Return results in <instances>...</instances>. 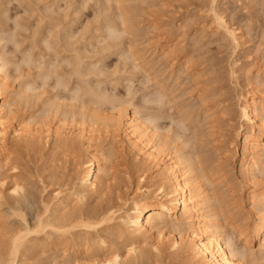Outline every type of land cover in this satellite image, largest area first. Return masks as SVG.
<instances>
[{
    "label": "bare ground",
    "instance_id": "6f19581e",
    "mask_svg": "<svg viewBox=\"0 0 264 264\" xmlns=\"http://www.w3.org/2000/svg\"><path fill=\"white\" fill-rule=\"evenodd\" d=\"M46 1L47 0H45V2ZM112 1L117 2V6H116L117 14H115L116 17H113L114 18L113 20H117V21H112V19L110 18H109V21H107L108 18H106L107 17L106 15L102 22L105 23V21H107L105 26L108 24L107 25L108 27L106 26V29H105L103 28L104 26L102 25V28L100 26L99 29L100 31H103V29L107 30V32L109 33V36H108L109 40L115 39L117 41V38L119 40L122 39V38L120 39V37H122L120 35L124 36V34H129V33L135 34L137 32L136 31L137 29L135 30L134 29L135 27L134 26L132 27V24L134 25L135 23V22L133 23L132 21H134V18H135L134 16L136 15V12L133 11L135 10L134 9L135 6L133 7V9L132 8L130 9L129 7V10L133 12L129 11L127 7L125 8L124 4L122 3V2H125L124 0L123 1L122 0H112ZM142 2L146 3V2H150V0L149 1L146 0L145 2L144 0H141V3ZM212 3H213V5H211L212 10L214 12L215 20L218 23L219 30L223 32L224 36L227 37L225 38L229 40L232 43L233 47H235V49L237 50V47H239L241 43L240 42L241 36L238 33L239 31L237 32L236 29L231 28L228 25V22L225 21L224 18L218 13V10L215 9L216 0H213ZM52 7L53 6H51V8ZM46 8L47 10L50 9L48 6ZM3 9L0 11L1 17L4 16V13L6 14L5 12L6 10L5 9L3 10ZM106 11H108V9ZM44 12L45 10L43 11V13ZM130 12L131 14H133L132 18H131ZM40 13L42 14V12ZM48 14H50V12ZM52 15L50 16L52 17ZM109 15L108 17H111ZM40 17H43V16L41 15ZM55 19L57 18H54V20ZM56 21L58 22V19L55 20L54 22L56 23ZM40 22H43V21H40ZM55 23L52 25H56L55 27H57V24ZM58 23H60L58 24V26H60L61 21ZM118 26H120L121 29H118L117 28ZM57 28L58 30L59 28L61 29V27H57ZM68 28L69 26L68 27L65 26L64 29L67 30ZM36 30L35 32H38V30L37 31ZM56 30L53 33L55 34V36L51 34V36L53 35L52 37L56 38L55 42H53V40L52 42H50L51 39H48L47 37H45L49 41L47 39L42 38L41 44L43 42L42 45L45 46V49H48V50L54 49L57 55L62 54V52L66 53V55L64 56L63 62H65V64H68L69 67L70 66L72 67L71 69L72 73L70 71V76L68 77H71L70 79L74 78L77 81L76 82L73 80L76 83L75 86L74 84L70 86L74 82L70 83L71 80H69L68 78L67 80L66 79L67 76L65 77V75L63 76V74L61 73H56L55 71L53 72V70L57 66L55 65L54 69L52 68V66L55 64L53 61L52 62L54 64H52L51 62V66H50L49 64L50 62H49L47 63V66L44 67V65L46 64L45 62H43V60H40L41 58L40 59L37 58V60L33 58L34 56H32L31 54H34L33 49L35 50V47L32 49L33 53H31L29 49L31 56L26 55L23 59L21 58L23 63L21 64L18 63L16 59H15L16 60L15 62L13 59V54L5 50L6 49L5 43L7 42L6 40H8V38L10 39L12 35L10 37L6 36L7 31H5V29L0 28V185L4 186L7 183V177L5 174H3V172H1V170L5 169V167L8 166L7 164L9 163V161L11 163L10 159H12L10 156L11 154L6 152L8 148V140H9L8 137L10 135H12V140L17 145H20V144L22 145V143L24 142L25 144L27 143L29 144V140H31L30 143H33L34 141L35 143L34 145L38 144L37 146L39 145L43 146V144H45L46 142V138L48 137V135L52 134L53 139H54V149H66L67 150V149H72L77 144L78 145L84 144L85 146L89 147L90 150H87V152L89 151L87 153V160L83 162V165H84L83 170L77 176V182H76L77 188L72 192V195L70 197L69 196L60 197V194H58L59 196H57L56 198L57 202L55 203L47 202L46 211L48 213H54V216L53 217L48 216L46 218H43V217L39 218L38 227L32 228V227L26 226V227H23V229L17 230V232L13 233L10 236V240L8 241L10 243L9 244L10 250L8 249L9 250L8 255L6 254L8 257L5 255L6 257L3 258L4 255H2L0 257V264H19L20 261L22 262L21 260L22 256L23 258H25L24 256L27 255V253L30 254L31 249L34 246L33 244V246L29 247L30 241L32 239L35 240V237L32 238L30 236L33 233L40 234L42 232L49 236L57 235L59 237L60 244H62V247H63V244L66 245V247L71 244L73 246L75 245V247H76V244H78L79 246V243H77V241L79 240L80 241L83 240L82 241L83 244L87 243V245L88 243H92L93 246L86 245V250L84 253L85 255H88L90 250L93 249L92 247H94L95 245L96 246L101 245V247H98V246L97 247L99 249L101 248L102 250L106 251L102 259L98 260L99 257L96 256L98 254L94 253V251L96 252L97 250L92 251V253H94L95 256H93V254L89 255V258L95 260L96 264H133L132 262L133 258H135V262H136L138 260L137 258L145 257V254H147L145 245L150 244L152 238L154 237L157 238L158 240L157 241L158 243L156 246L158 251L164 252L167 250H172L170 253L171 255H173L175 259L179 260L180 258L181 259L189 258L193 261V264H256V259H255L256 254H260L261 256L264 257V192L260 193L259 189H257V186H254V188L250 190L248 195L250 196V199L252 200L251 205L253 207L252 206L251 207L254 210V212L252 211L253 217L248 222L246 227L240 228V229L236 228L237 230L235 231V228H234L235 226L231 224L230 219H229L230 218L228 215L229 209L227 206V203L229 201L228 196L230 197L232 194H234L233 192H235V190L231 187V182L228 176L229 171H227L226 169L228 168L226 166H229L228 165L229 161L232 159V157H230L229 155L227 156V153L228 154L231 153L230 155L234 156V153L237 150L239 141L242 140L243 155L241 158V170H242L243 175L249 181L254 177L255 172L259 171L260 169L263 170L264 172V94L259 96L258 92L254 89L251 90V92L249 93L239 90V94H237L238 95L237 99L239 102L238 103L240 107L239 111H240V117H241L242 122L238 124L233 123V117H232L233 114H231L232 113L231 109H229L227 106H225V108L223 107V109H220L222 107L220 106L221 105L220 103L223 104V102H225L224 101L225 96H223L224 94L219 93L220 95L218 94V96L220 97H217V98H216L217 94L216 93H215L216 95L214 94L215 101L220 100L221 97L222 98L224 97V100L218 101V103L216 102L214 103V105L210 104V103H213L214 101L210 102L209 104L208 102H206V99L207 98L209 99L213 95V92H211L212 95L210 97L205 96L206 97L205 100L204 98H202V101L200 100V97L198 96L204 93H200L198 96H196L197 97L195 98L196 101L197 99H199L197 103L203 102V103L208 104L206 105L207 107L205 110L206 113H210L212 110H214L215 112L216 111L215 107L218 106V104H220L219 109L221 111L219 112L218 110V112L219 114L220 113L222 114L221 116H219V114H216V112L214 114L210 113L211 115L207 114V118L209 119L207 121L209 122L207 121L206 122L210 124V126H208L210 139L206 142L207 143L206 144L205 140L201 139V136L204 135L203 132L206 129L203 132H198V129L201 128V121L199 125L198 123L199 121L196 118L194 119L193 117L194 120L198 121V122L196 121L192 122L193 124L198 123L197 126L191 123L195 128L191 127V124L189 122L192 119L193 113H195L198 110L194 106L197 103L192 105L194 106L193 108L196 109V111L193 108L192 109L189 108L191 105L188 104V101H185V102L190 106H188L187 104L186 105L182 104V106H180L181 105L180 104L179 106H177L179 109L178 111H176V109L173 110V111H176L174 112V114H176L177 112H181L180 114H178L180 117L175 116V118H178V117L179 118L173 119V116H172L173 114L172 113H171L172 115L170 114V110L172 108L174 109L173 105L175 103L174 102L172 103L171 99L169 98H171L172 93H173L172 91L174 90H171V91H169V89L166 90V87L165 89H162L163 85L162 84L160 85L159 83L161 81H159L158 83L155 82V80L159 77L160 72L159 73L154 72L155 71L154 69L153 72L158 73V77H156L157 76L156 74H155L156 76L153 75L152 69L156 66L155 65L156 63L153 62L154 60H151L152 63L154 64V65L152 64L151 67H150L151 64L149 65L148 63L150 61H145V62H147L146 67L149 66L148 68H151L149 70H151L150 73L152 72V74L150 75L149 72H148L149 74L147 73L148 75L147 77H149V79L147 80H148V83L150 81L155 82L156 84V87L154 90L155 94L153 90L150 89L151 87L154 88L153 87L154 84H153L151 87L149 86L150 87L149 89L154 94V97L153 99L149 97V95L151 96L153 95L152 93L151 94L149 93L148 97L143 95L144 97L143 105H142L143 107L141 108H144L145 104L148 105L150 102V104L152 103L151 105L153 106L155 105L154 107L151 105L150 106L155 108L156 112L153 113V111H155L154 109L151 112L152 114L149 113L150 111L148 112V114H150L148 115V117H143V115L141 114L145 112L146 110L143 111L141 109H138V106H136L135 102L132 103L130 100L127 101L122 98L121 100L119 99L118 101L117 99H115V97L114 99H112L113 96L111 97L109 95H106L108 96L107 98L103 94V92L105 91L107 92V89L106 90L104 89L102 94L100 92L102 91L101 87L102 89L104 88L103 86H100V91L97 90L99 89L98 87H96L97 89H95V86L93 87L92 82L90 81V79H88L90 78V75L94 70L93 71L91 70L92 72L90 71L91 63L87 62V57H86L87 55H85L86 48L84 49V51L81 45L79 48H76L77 46H75L76 45L75 42L77 41L75 40L72 41V38H69V40L67 39L68 37H72V36L67 35V32H65L66 34L60 33L63 31V28L61 31L59 30L57 34L55 33L57 32ZM84 31H87V30L84 29ZM51 32H53V30ZM36 35L37 34H35V36ZM100 35H103V34H100ZM44 36L41 35V37H44ZM84 36H82V41H83ZM86 37L87 35L85 36L84 39H86ZM97 37L101 39L102 36L99 37L97 35ZM38 38L40 40V37ZM38 38H37V41L39 42ZM55 38H52V39H55ZM104 38L105 40L103 42H107L108 41L107 36ZM12 39L15 40L16 38H12ZM100 39H97L98 42ZM8 41H11V40H8ZM19 42L15 41L14 45L18 47L20 44ZM167 42L169 41L163 40L160 42L159 40V42H157L158 44H154V46L153 47L151 46V48L154 50L153 55L161 51V53L165 54V56H162L163 59L165 58L167 62H169V60H171L172 62L173 56L175 57L177 54L176 53L177 50L174 49L175 50L174 51L173 50L174 47L172 48V45L170 44V42L169 43ZM33 43L35 44L34 40H33ZM72 43H75V45H73ZM110 43L108 44V46H105V48L104 46H102L103 51L100 48V50L102 51L100 52L102 54L104 53L105 50H107V48L110 49L111 46L113 47V45ZM36 45H40V42L39 44H36ZM109 45L111 46L109 47ZM114 45H117L116 42ZM135 45H136L135 47L131 46V48L128 49V52L130 53V54L128 53L130 55L129 58L132 60L134 67H137V68L140 67V69L141 68L144 69L145 62L143 64V58L144 56L146 58V55L144 54L147 52V50L144 53L142 49L137 48L138 46L137 44ZM21 46H22V43L19 47ZM140 47H143V46H140ZM160 48L162 49L160 50ZM52 51L53 50H51L50 52ZM69 52H71L72 54L74 53V56L68 55ZM40 54L42 53L40 52ZM131 60L129 61V64H132L130 63ZM175 61L173 60L174 63H172V65H175V63L177 62ZM167 62H164V63H167ZM186 62L187 63L185 65H188L189 60H187ZM24 64L25 66H28V68H30L29 69L30 71H31L30 66H32V68L38 67L39 68V71L37 73L39 75L38 78L39 77L42 78L45 84L46 82L47 84L50 83L49 79H52L51 78L52 72L53 74L56 73L55 74L56 76L55 87L57 85L61 89V91L64 90L65 93L66 91H69V93H71L70 97H71V101L73 105H75L74 102L75 103L77 102V105L75 106L78 107V103H79L78 108L73 106L72 108L74 110H72L71 108V110L68 109L67 111V109H65V111H63L64 110V109L62 110L63 104L60 103V101L59 102L56 100L50 101L51 100L50 99L45 102V105L47 108L46 109L44 108L43 111L41 110L43 114L42 113L37 114L38 118L40 117L41 114L43 115V116L41 115V118H40L41 120L37 119V122L38 120H40L44 126H46V122L47 123L49 122L50 125L51 123H54L55 127L53 126L54 127L53 131L52 129H45V128L44 130L43 129L44 126L43 127H33V126L30 127V124L27 123L29 122L28 121L29 118L27 117H26L27 120L26 119L25 121L17 120L18 123L13 125V123H15L14 120H16V116H17L16 114L17 106L16 105H19L21 102L29 101L30 94H33V92L36 90L35 88L36 86H34L33 85L34 83H32L31 81L29 82L28 81L27 82L17 81L19 77L22 75V73L20 72V69L22 65ZM33 64L34 65L36 64V65L33 67ZM25 66L22 69H24ZM169 66L171 69L172 66L171 65ZM96 67H99V64ZM188 67L189 65L185 69L187 70ZM92 68L93 67H91V69ZM100 69H97V72H99L98 70ZM97 72L96 71L94 72L96 73L95 75L101 74V71L99 73ZM152 75L155 76L156 78L155 79L153 78V80H150V76L152 77ZM98 77L99 76L97 75V78ZM192 77H195V76H192ZM218 78L217 80L220 79L222 81V77L219 79ZM194 79L196 80V77ZM220 80H219V84H222L223 82L220 83ZM213 82H215L214 84H217L216 81H213ZM16 83H18L19 86H17ZM164 83L163 84L166 85L165 80H164ZM143 84L145 83L143 82ZM192 89H194V87ZM167 91L170 92V96H169V92ZM189 91L191 92L190 89ZM62 93L64 94V92ZM128 93L130 95V93L132 94V91ZM145 97L147 99H152V100L150 101L148 100L149 101L148 102L147 99H145ZM66 98H69V96ZM177 100H173V101L176 102ZM183 100H181L182 103H184ZM113 102H115L116 105H114ZM117 102H119V104H117ZM88 103L93 106L100 107V108H102L104 105L106 106V104L107 105L110 104V106L112 107V110H114L113 112L115 113L113 114V116H111L112 118L110 117L109 120H106L103 122V125H104L103 128L96 129V127L98 128V124H96L97 119H98L96 113L93 112V114L89 116L88 118L86 114V109L88 108L86 106L88 105ZM168 106L170 108L169 110H166ZM162 107L165 109H163ZM145 109L147 108L145 107ZM148 110L150 109L148 108ZM161 110L162 111L166 110L165 111L166 113H168L167 111H169L168 115L162 116L164 111L162 112ZM159 111L162 112V114ZM199 111L201 112L204 110H199ZM200 112L198 114H200ZM202 114L198 115L199 119L200 117L202 118L201 116ZM48 116H50L52 120L50 118H47ZM166 116L168 117L171 116L170 117L171 125L170 127H168L169 125L168 126L166 125L167 130L164 129L165 126L160 125L163 122L162 118L163 120H166L167 118ZM198 116L196 117L198 118ZM42 117H45V118L42 119ZM49 119L51 122L49 121ZM88 120L93 121V123L89 124ZM187 121H188V124H187ZM39 122L37 123L38 125L41 124ZM204 123L205 122H203V124ZM172 124L176 126L174 133H170L174 130V128L171 127ZM189 124L192 129H190V127L188 126ZM111 125H113V127H116L117 125L118 129L122 130L123 143L125 144V147L129 150V152H131L134 155V161H135L134 164L138 166V167L137 166L135 167L134 165V168L137 169L140 167L142 168L144 166L146 169L144 170L145 172L140 174L139 183L143 182L144 180H149V183L138 188V190H136V193L138 191L139 192L137 193L136 196L126 198L125 200L121 202L123 205L122 206L123 212H121V214L118 216H117V212L119 211V208L117 209L116 207L115 209L114 206L116 205H113V202H112L114 201L113 198H110L111 200L108 206L104 205L106 206V208L101 205V207L95 210L92 209V211L91 210L83 211L80 208L74 207L73 209L75 210H71L69 212L66 210V208L67 206H70L69 201L72 202V200L74 199V197L72 198V196H76L78 200L82 202L88 196V194H90V192L92 191L104 192L105 190L106 191L108 190L112 192L114 189L120 190L121 188L120 182H113V181H116L118 176H115V177L113 176V178H110L111 172H109L107 164L105 165L104 161L102 164V159L104 158V155L101 152L102 151L101 147L100 148L98 147L100 146L99 145L100 143L101 145H103L102 135L104 134V137L106 135L107 136L106 140H108L107 138L111 135V134L109 135V133H112L111 131L115 129V128L112 129ZM68 126H70L69 130H68ZM197 127H200V128H197ZM169 128L171 129V131ZM204 128H207V127H204ZM109 129L110 130L112 129V130L110 131ZM96 131L100 133H97ZM188 131H191V132L193 131L191 133V136H189ZM206 133L208 134V131ZM186 134L188 135L184 136ZM44 139H45V142L43 141ZM95 141H98L99 144ZM93 142L97 143V145L95 144L94 146H92ZM103 143H105V141ZM224 143H226V146H224L225 145ZM208 144H213V147L211 148L213 149L212 150L213 152H210L211 154L207 153L208 150L206 151L205 149V147ZM227 146L228 148H226ZM228 157L230 158V160H228ZM106 161L107 160H105V162ZM137 170H135V172H137ZM146 171L150 172L151 174L148 176ZM131 177L132 176H130L129 174L127 179L130 180L132 179ZM21 183L22 182H19V180H15L11 187L12 191L15 193H18L22 190L26 191V189L23 187ZM119 192L117 193V196H116V203L118 202L117 204H119L120 200H122L123 191L120 193ZM106 221L107 223H110V222L112 223L113 221H115L113 222V224L110 223L111 225L109 227L105 228V229L108 228V230H110V232L112 233L111 235L112 237L114 236L118 239L124 238L126 240V245L124 246L126 252L124 254L122 250L119 248V246L118 248H116L113 245L114 243H112L111 245L113 246L112 248L109 245L108 241H106V238L104 236H103L104 238L102 236H100V238L99 236L96 237L98 238L97 240L94 239L95 236L93 237V239H91L88 236L89 234H91L90 233L91 231L88 232L87 230H91V229L96 230L97 228H99L98 227L99 224L101 225V223L103 222L106 223ZM78 228H81L82 230L81 234L83 233L80 236V239L77 240L75 238V241H76V243L74 241L75 244L74 243L68 244V242H73L72 240L74 239L73 238L74 232ZM165 233H166V236H165ZM57 236H56L57 238L56 241L58 240ZM70 237H72L73 239L70 240ZM108 240L111 241L110 239ZM256 243L258 244V249L254 250V245ZM60 244H58L57 246H60ZM89 246H92L91 249H89ZM34 247H33V250H34ZM29 248H30V251H29ZM94 249H97V248L95 247ZM65 253L66 251L64 250V254ZM72 254L73 253H70L69 254L70 256L69 255L68 256L71 257ZM65 257H64V260H66ZM61 259H63V257H61ZM71 260L66 261V262H63L62 260V263L60 262V264H73V263L75 264V261L77 262V260H75L72 263ZM57 262L59 261H56V264H59Z\"/></svg>",
    "mask_w": 264,
    "mask_h": 264
},
{
    "label": "rangeland",
    "instance_id": "374dc122",
    "mask_svg": "<svg viewBox=\"0 0 264 264\" xmlns=\"http://www.w3.org/2000/svg\"><path fill=\"white\" fill-rule=\"evenodd\" d=\"M124 1L125 2H122V3L124 4L125 8L126 7L128 8V10H129V7L130 9L131 8L133 9V7L135 6L134 7L135 10L133 11L136 12V15L134 16L135 18H134V21L132 22L133 23L135 22L136 24L135 23L134 25L132 24V27L134 26L135 27L134 29L135 30L137 29L136 30L137 32L135 34H132V33L124 34V36L120 35L122 36L120 37V39L121 38L122 39L119 40L117 38V41H116L115 39L113 40L112 38H111L112 40H109V37H108L109 33L107 32V30L103 29V31H100L99 29L100 26L102 28V25L104 26L103 28L106 29V26L108 24L106 26L105 24L107 23V21H109V18L112 19V21H117V20H113L114 19L113 17H116L115 14H117V9H116L117 2L116 1H112V0H89V1L88 0H47L45 2V0H39V1L37 0H25V1L24 0H20V1L19 0L18 1L17 0H1L0 1V11L4 8L6 10L5 11L6 14L4 13L5 17L2 16L3 18L0 15L1 17L0 22L2 21L0 23V26H1L0 28L5 29V31H7L6 36L10 37L11 35L12 36L14 35L13 37L12 36L11 37L16 38L14 40L10 37V39L8 38V40H11V41H8V40H6L7 42L5 41L6 42L5 50L9 51V53H12L14 61L16 62L17 60V62L20 64L23 63L22 59L26 55H30L33 52L34 54H31L32 56H34L33 58H35L36 60L37 58L38 59L41 58L40 60H43V62H45L46 65H44V67H46L47 63L49 62L51 66V62L53 61L55 64L52 62V64H54L52 68L54 69V66L57 65L55 68L56 70L55 69L53 70L50 67L53 70V72L55 71L56 73L63 74V76L65 75V77L67 76L66 79L68 78L69 80H71L70 83H72L76 81L74 78L70 79L71 77H68L70 76V71L72 73V70H71L72 67L71 66L69 67L68 64H65V62H63L64 56L66 55V53L62 52V54H59L61 56H59L56 54V51H54V49H51L53 51L50 52L51 50L45 49V46L42 45L43 42L41 44L42 38L44 39L48 38V39H51L50 42H52V40L53 42H55L56 38L52 37L53 35L55 36V34L53 33L57 27H61V29L59 28L60 31L63 28V31L60 32L61 34H64L65 32H67V35L72 36V37H68L67 38L68 40L69 38H72V41L74 40L77 41L75 42L76 45L75 43H72L73 45L77 46L76 48H79L80 45L81 47H83L82 48L83 51L86 48L85 55H87L86 56L87 62L92 64V65L90 64V71L94 70L93 72L91 71L92 77L89 74L90 78L88 79H90V81L92 82L93 87L95 86V89H97L96 87L99 88L97 89L98 91H100V86L104 87L103 89L101 87V90H102L100 91L101 94L104 91V89L105 90L107 89V92L106 91L103 92L105 97L108 98V96L106 95H109L111 97L113 96L112 99H114L115 97V99H117L118 101L119 99L121 100L122 98L127 101L130 100L132 103L135 102L136 106H138V109H141L143 111L146 110L145 112L142 111L143 113L140 112L142 113L141 115H143V117H148V115H150L148 114V112L150 111L149 113H151L155 109L153 108L155 105L153 106L151 105L152 103L150 104L149 102L150 100L153 99L154 94H155L154 92L155 87H156L155 82L158 83L159 81H161L162 83L159 82L160 85L162 84L164 86V87L162 86V89H165L166 87V90L168 89L169 91L174 90L172 91L173 93H172L171 98H169L171 99L172 103L173 102L175 103L173 105L174 109L172 108L171 109L172 111L170 110V114L171 113L173 114V115L171 114L173 116V119H178L180 117L178 114H180L181 112H177L176 113L177 115L174 114V112L179 110L177 106H179L180 104H181L180 106H182V104L186 105L187 103L185 101H188V104L192 106L199 101V99H197L196 101L195 98H197L196 96H198L200 93H204L198 96L200 97V100L202 101V98H204L205 100V98L207 96L210 97L212 95L211 92H213V95H212L213 97L211 96L210 97L211 99L210 98L206 99V102H208V104L214 101L213 103H210L214 105V103L216 102L218 103V101L224 100V97L223 98L221 97L220 100L215 101L214 97L216 94H217L216 98L220 97L218 96L219 93L224 94L223 95L225 96L224 101L228 103L227 104L223 102V104L225 103L226 105L225 104L223 105L222 103H220L221 105L218 104V106L215 107L216 114H219V112L221 111L220 109H223V107L225 108V106H227L232 111L231 114H233L232 116L233 123L235 124L241 123L242 121H241L240 111H239L240 107H239V104H238L239 102L237 99L238 97L237 94H239V90L249 93L251 92V90L254 89L258 92L259 96L264 94V0H216L215 9L218 10V13L224 18L225 21L228 22V25L231 28L236 29L237 32L239 31L238 33L241 36L240 38L241 43L239 47H237V50L235 49V47H233L232 43L226 39L227 37L224 36L223 32L219 30V26L215 20L214 12L211 6L213 5L212 3L213 0H150V2H146V3H143V2L141 3V0L140 1L139 0H124ZM145 1L146 0H144V2ZM45 6L46 7L48 6L52 12L50 11V9H48L49 10L48 11ZM51 6L53 7L51 8ZM43 9L45 10L44 13L46 15L43 13L44 11ZM107 9L108 11H106ZM40 12H42V14ZM49 12L50 14H48ZM131 12H130V15L132 18L133 14H131ZM41 15L43 17H40ZM50 15H52V17ZM106 15H107L106 18H108V20L105 21L104 23L102 21L104 20V17ZM108 15L111 17H108ZM54 18H57L58 22L61 21V25L63 24L64 26L63 25H62L63 27L61 25L58 26V24L60 23H58L57 21L55 23L54 21L57 19L54 20ZM40 21H43V22H40ZM16 23H18L20 26ZM54 23L57 24V27H55L56 25H52ZM14 24H16L17 26ZM65 26L66 27L69 26L68 28L69 30L67 29L68 31L64 29ZM22 27L23 29L24 28L26 29L23 30ZM117 28L121 29L120 26H118ZM36 29L38 30V32H35ZM84 29L87 31H84ZM50 30L51 31L53 30V32H51ZM59 30L57 28L56 30L57 32L55 33L57 34ZM34 32L35 34H37L36 36ZM51 34L53 35L51 36ZM100 34H103L104 36ZM41 35L42 36L45 35V36L41 37ZM84 35L85 36L87 35L86 39H84L85 38ZM97 35L99 37L102 36L101 39L98 38ZM105 35L108 38L107 42L110 41L111 43L110 42L109 43L113 45V47L109 45V47L110 46L111 47L110 49L107 48V50H105L104 48L105 46H108L109 43L103 42L105 40L104 37H106ZM82 36H84L83 41H82ZM38 37H40V40ZM37 38L40 42V45H36V44H39V42L37 41ZM52 38H55V39H52ZM97 39H100L99 42ZM33 40L35 44L33 43ZM159 40L160 42L163 40L169 41L170 44L172 45V48L174 47L173 50L174 49L177 50L176 51L177 54L175 53L176 56L175 57L173 56V59L171 57L172 62L171 60L167 62L165 58L163 59L162 56H165V54L161 53V51L153 55L154 50L151 48V46L153 47L154 44H158L157 42H159ZM15 41H18V42L20 41L19 46L21 45V43H22V46L17 47L16 45H14ZM113 42L114 44L116 42L117 45H114ZM135 44H137L138 45L137 48L142 49L144 53L147 50V52L144 54L146 55V58L144 56L143 64L145 61H150L148 63L149 65L151 64L150 65L151 67L153 64L151 60H154L153 62L156 63L155 64L156 66L155 67L153 66L154 68L152 69V72L154 69H155L154 72H158V73L160 72L159 73L160 79L158 77V73L153 72V75L156 74L157 76L156 75L155 76L158 77L156 79L157 81L156 80L155 82L150 81V80H153V78L154 79L156 78L155 76L152 75V77L150 76V80H149L150 82L148 83L147 79H149V77H147L148 76L147 73L148 72L150 73L151 70L149 69L151 68H148L149 66L146 67L147 62H145L144 64L145 65L144 67L146 68L147 72L145 68L140 69V67L139 68L134 67L132 60L129 58L130 53L128 52V49L131 48V46L135 47L136 46ZM102 46H104L103 49L105 50L103 54L101 53L103 51ZM140 46H143V47H140ZM34 47H35V50L33 49ZM100 48L102 51L100 50ZM32 49H33V52H32ZM161 49L162 48H160V50ZM40 52L42 54H40ZM36 55H38L39 57ZM68 55L74 56V53L72 54L71 52H69ZM130 60H131L130 63L132 64H129ZM173 60L177 61V62L175 61L176 62L175 65H172V63H174ZM187 60H189L188 62L189 67L186 70L185 68L188 66V65H185L187 63L186 62ZM164 62H167V63H164ZM97 63L99 64V67H96L98 65ZM35 65L33 64V67ZM169 65L172 66L171 69ZM24 66L25 64L22 65V67L20 66L21 67L20 72L22 73L23 76L21 75L22 76V77L20 76L21 79L19 77L17 81L19 82L31 81L32 83H34L33 85L36 86L35 87L36 92L34 91L33 94H30V100L28 99L29 101L21 102L19 105H16L17 106L16 108L17 116H16V120H14L15 123H13V125L18 123L19 120L25 121V119L27 120V118L30 119L32 117L30 120L28 119L29 122H27L30 124V127L31 126L43 127L44 125L41 123L40 118H41V115L43 114L42 111L44 110V108L45 109L47 108L45 105V102L50 99H51L50 101H53V100H56L58 102L60 101V103L63 104V106L61 104L62 110L64 109L63 111H65V109H67V111L68 109L71 110L73 106L77 105V102L75 103L74 101L73 102L75 105H73L71 101V97H70L71 93H69V91H66L65 93V91L64 90L61 91V89L57 85L55 87V82H56L55 74L56 73L53 74L52 72L53 75L50 73L52 79H49L50 83L47 84L46 82L47 84L46 85L43 82L42 78L40 77L38 78L39 76L37 74L39 71L38 67L32 68V66H30L31 67V71H30L29 70L30 68H28V66H25V68L22 69ZM91 67H93L94 69L93 68L91 69ZM182 67L184 70L182 69ZM97 69H100L98 70L99 72L101 71V74H97L99 76L98 78H97V75H95L96 73H94L95 71L97 72ZM152 72L150 73V75L152 74ZM192 76H195L197 81L194 79L195 77H192ZM218 76L219 78L222 77V81L218 78ZM216 77L220 80V83L222 82L223 83L219 84V80H217ZM101 78L102 80L103 79L104 80L102 81ZM96 79L97 81L98 80L99 81L97 82ZM164 80L166 82V85H164L165 84ZM213 81H216L217 84H214L215 82ZM99 82L102 84H100ZM143 82L145 84H143ZM16 84L17 86H19L18 83ZM73 84L75 86L76 83L74 82L70 86H72ZM152 85L154 88L151 87ZM193 87L194 89H192ZM195 87L197 88V90ZM149 88L153 90L154 94ZM189 89L191 90V92L189 91ZM130 90L132 91V94L130 93L129 95L128 92H131ZM62 92H64V94ZM149 93L150 94L152 93L153 95L151 96L149 95ZM143 95L146 97H148L149 95V97L152 99H147L145 97L147 101L149 100L148 101L149 104L147 103L149 106L145 104L144 108H141L143 107L142 106L143 99H144ZM65 96L66 97L69 96V98H66ZM169 96H170V92H169ZM180 96H182L183 98ZM173 100H177L179 104L177 101L176 103ZM181 100H183L184 103H182ZM115 102H113L114 105H116ZM202 103H197L196 104L197 106L194 105L198 109L197 110L198 112L196 111V109L193 108L194 106L191 107L190 105L187 104L188 106H190L189 108L191 109L193 108L196 111L195 113H193L192 119L190 118L191 121L189 120L188 121L191 124L192 122L196 121L194 120L196 118L199 121V122L196 121L199 123V125L201 121V128L203 130L200 127H197V128H200L198 129V132H203L206 129L203 132L204 133L203 136L205 137L201 136V139L205 140V143H206L210 139L209 127H208L210 126V124L207 123L209 122L207 121L209 120L207 118V114L211 115L210 113L214 114L215 112L214 110H212L210 113H206L205 111L207 108L206 105L208 104L203 103L205 104L203 105ZM117 104H119V102H117ZM150 105L153 107H151ZM219 105L222 106L220 109H219L220 107ZM78 107H79V103H78ZM86 107H88L86 109V114L88 118L89 116L93 114V112L96 113L97 115L98 119H97L96 124H98V128L96 127V129L103 128L104 127L103 122L106 120H109L110 117L113 116V114L115 113L113 112L114 110H112V107L110 106V104L108 105L106 104V106L104 105L102 108H100V107L93 106L88 103ZM145 107L147 109H145ZM148 108L150 110H148ZM169 108L170 107L168 106L166 110H169ZM175 109L176 111H173ZM72 110L74 109L72 108ZM199 110H204V111H201L204 114H202ZM154 112H156V109L155 111H153V113ZM162 112L160 113L162 114ZM164 112L162 116L168 115L169 113V111H167L168 113L165 112V114ZM199 112L200 114H202L201 115L202 118L200 117V119L198 116L200 115L198 114ZM39 113H42V114L38 118L37 114ZM195 115L198 116V118ZM221 115L222 114L220 113L219 116ZM175 116L176 117L179 116V117L175 118ZM166 117H167L166 120H163L162 118V121L163 122L165 121V122L164 123L162 122V124H160L161 126H165L164 129H166V125L167 126L169 125L168 127H170L171 125L170 124L171 116L169 117L166 116ZM44 118L45 117H42V119ZM47 118L51 119L50 116H48ZM37 119H40L38 120V122L40 121L39 123L41 124L39 125L37 124L38 123ZM33 120L34 121L36 120L35 122L37 123H35ZM188 121H187V124H188ZM30 122L33 124H31ZM203 122H205L206 124L205 123L203 124ZM88 123L92 124L93 121L88 120ZM52 124L54 123H51L50 125L49 122L48 123L46 122V126H44L43 129L44 128L52 129L53 131L55 124L54 125ZM190 124L188 125L189 127H190ZM192 124H191V127H194L193 125L197 126L196 123L193 125ZM111 126L110 127L112 129L113 128L115 129L114 130L111 129L112 131L109 129L112 132V133H109V135L110 134L111 135L107 138L109 141L106 140L107 136L105 135L104 137V134H103L102 135L103 145H101V143L99 144L98 141H95V142H97L100 145L98 147L99 148L101 147V150H102L101 152L104 155V158H106V159L104 158L102 159V164H103V161L105 165L107 164L109 172H111L110 178H113V176L114 177L118 176L116 181H113V182H120V187H121L120 190L114 189L112 192L108 190L107 191L105 190L104 192L92 191L90 192V194H88V196L82 202H80L76 196H72V198L74 197V199L73 200L71 199L72 202L69 201L70 206H67L66 208L67 211L70 212L71 210H75L73 209L74 207L80 208L83 211H87V210L92 211V209L95 210L101 207V205L108 206L110 204V200H111L110 198H113L114 201L112 202H113V205H116L114 206L115 209L116 207L117 209L119 208V211L117 212V216H118L121 214V212H123L122 210L123 205L121 202L125 200L126 198L136 196L137 193L139 192L138 191L136 193V190H138V188L142 187L143 185H146L149 183V180H144L143 182L139 183V176L140 174L145 172L144 170L146 169L144 166L142 168L139 166L140 168H137L138 170L134 168V165L135 167L137 166L136 164H134L135 162L134 155L131 152H129V150L125 147V144L123 143L122 130L118 129L117 125H116L117 128L113 127V125ZM174 126L175 125L172 124L171 127L174 128V130L170 133L175 132L176 126L175 127ZM202 126L207 127V128H204ZM191 127L190 129H192ZM69 128L70 126H68V130ZM207 131H208V134L206 133ZM188 132H189V136H191V133L193 131L192 132L188 131ZM97 133H100V132H97ZM187 135L188 134L184 136H187ZM8 139H9L8 148L6 152L11 154L10 156L12 159H10L11 163L9 161V163L7 164L8 166H6L5 169L1 170V172H3V174H5L7 177V183L4 186L0 185V257L4 255L3 258H5L8 255V252L10 250L9 249L10 243L8 241L10 240V236L13 233L17 232V230L23 229V227H26V226H29L32 228L38 227L39 218H42V217L46 218L48 216L50 217L54 216V213H48L46 211L47 202H50V203L57 202L56 198L57 196H59L58 194H60V197H63V196L70 197L72 195V192L77 188V185H76L77 176L83 170V166H84L83 162L87 160V153L89 152V151L87 152V150H90L89 147L85 146L84 144L83 145L77 144L72 149H67V150L66 149H54V139H53L52 134L48 135V137L46 138V142H45V139L43 140L45 142V144L42 143L43 146H40V145L37 146L38 144L34 145L35 144L34 141L33 143H30L31 140H29V144L28 143L25 144L24 142L22 143V145L21 144L17 145L12 140V135H10ZM104 141L105 143H103ZM95 142H93L92 146H94L95 144L97 145V143ZM224 144H225L224 146H226V143ZM212 147H213V144H208L205 147L206 151L208 150L207 153L213 152L212 151L213 149H211ZM226 148H228V146ZM235 153H234V156L230 155L231 153L230 154L227 153V156L229 155L230 157H232V159L230 160V158L228 157V160L230 161H229V164L227 163L229 166H226L228 167L226 169L227 171H229L228 176L231 182V187L235 190V192H233L234 194H232L230 197L228 196L229 201L227 203V206L229 209L228 215L230 217L229 218L230 222L231 224H233V226H235L234 228L236 231L237 229L246 227L248 222L253 217L252 211L254 212V210L252 209L253 206L251 205L252 200L250 199V196L248 194L250 190L254 188V186H257V189H259L260 193L264 192V172L263 170L258 169L259 171L254 173V177L248 181L246 177L243 175L242 170H241V158L243 155L242 140L239 141V144H238V147ZM105 160L107 161L105 162ZM135 170H137V172H135ZM146 173L148 174V176L151 174L150 172H147V171ZM129 174L130 176H132L131 177L132 179L130 180L127 179ZM15 180H19V182H22L21 184L26 189V191L22 190L18 193L13 192L11 187ZM119 191L120 192L123 191L122 200H120V203L117 204L118 202L116 203V196ZM104 207L106 208V206ZM113 222L112 223L110 222V223L113 224ZM110 223H107L106 221V223L103 222L101 223V225L99 224L98 225L99 228L96 229L97 232L94 229L87 230L88 232L91 231L90 232L91 234H89L88 236L91 239H93V237L95 236L94 239L96 240L98 239L96 237L99 236L100 238V236L102 237L104 236L110 246L112 245V243H114L113 245L116 248H118L119 246V248L122 250L124 254L126 252L125 247H124L126 245V240L124 238L118 239L114 236L113 237L111 236L112 233L110 232V230H108V228L105 229L106 227H109L111 225ZM76 231L74 232V236H73L74 239L70 237V240L73 239L72 240L73 242H68V244L74 243L75 238L79 240L80 236L83 234V233L81 234L82 232L81 228H78ZM56 236L57 235L49 236V235L44 234L43 232L40 234L33 233L30 237L32 238L35 237V240L31 238L32 240L29 243V247L33 246L34 244L35 246V247L33 246L34 250L32 247L30 251V248H29L30 254L27 253V255L24 256L25 258H23L22 256V259H21L22 262L20 261L19 264H56V261H59L57 263L60 264V262L62 263V260L63 262H66V261H70L71 258H72L71 260L72 263L75 260H77V262L75 261V264H96V261L93 259H90L89 255L93 254V256H95L94 253H96L98 254L96 256L99 257L98 258L99 260V259H102V257L104 256L106 252L105 250L98 248V247H101V245L100 246L97 245L98 247L96 245L92 247L93 246L92 243H88V245H92V246H89V249H91V247L93 249L90 250L91 253L89 252L88 255H85L84 253L86 250L87 243L83 244L82 239H81L82 241L80 240L77 241V243H79V246L78 244H76V247H75V245L73 246L71 244V245H68L70 247L69 248L68 246L66 247V245L64 244L62 247V244H60L58 236H57L58 237L57 241L59 243L56 241L57 239ZM165 236H166V233H165ZM108 239H110L111 241H109ZM157 241H158L157 238L155 237L152 238L150 244L145 245L146 251H147V254H145V257L137 258L138 260L136 262H135V258H133V261H132L133 264H193V261L189 258H183V259L180 258L179 260L175 259L173 255H171L170 253L172 250H167L164 252L158 251L156 248L157 243H158ZM58 244H60V246H57ZM95 247L97 249H94ZM111 247L113 248V246ZM63 248L66 251L65 254L69 252L67 255L64 254ZM66 249H68L69 251ZM257 249H258V244L256 243L254 245V250H257ZM94 250H97V251L95 252ZM92 251H94V253H92ZM70 253H73L71 257H69ZM61 257H63V259H61ZM64 257L66 258V260H64ZM255 259H256V264H264V257L261 256L260 254H256Z\"/></svg>",
    "mask_w": 264,
    "mask_h": 264
}]
</instances>
